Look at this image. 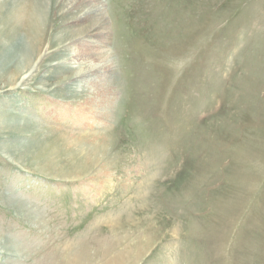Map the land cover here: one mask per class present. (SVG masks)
Wrapping results in <instances>:
<instances>
[{
  "label": "rangeland",
  "instance_id": "1",
  "mask_svg": "<svg viewBox=\"0 0 264 264\" xmlns=\"http://www.w3.org/2000/svg\"><path fill=\"white\" fill-rule=\"evenodd\" d=\"M55 1L0 0V30L32 4L44 35L0 89V264H264V0H102L77 51L111 75L79 90L53 63L88 22Z\"/></svg>",
  "mask_w": 264,
  "mask_h": 264
},
{
  "label": "bare ground",
  "instance_id": "2",
  "mask_svg": "<svg viewBox=\"0 0 264 264\" xmlns=\"http://www.w3.org/2000/svg\"><path fill=\"white\" fill-rule=\"evenodd\" d=\"M101 2L102 0H57L54 2L56 5H58L60 13L63 14L68 11H79L78 15L76 16V19L77 20L81 19L80 21L88 22L89 33L86 34V36L82 34L81 35L78 34L75 38L71 40L69 46H65L66 49H68V51H71L70 58L68 60L62 59L58 62L53 63L55 65H58L62 69L66 68L65 70L67 71L71 69L75 70L77 68V70L73 73V80L70 82V84L78 87V90L80 86L87 84L88 82H92V81L97 82V81H101L104 78L109 79L110 78L109 76L111 75V73L109 72V68H111V66L109 65L110 62L108 63V60L106 57L103 59L100 56V59H98L97 62H95L92 59H86L82 57V55H85L83 51L81 52L77 51V46H79L81 50L84 48H90V54L92 52L93 53L95 52L94 54L97 55L98 52L94 51L96 49L95 47L97 46L98 48H102V46L104 45L102 43L103 40L98 39L99 37H101L102 33L100 32L103 30L100 28L104 24V20L102 16L103 11H104V9L102 11V5L104 3L101 5L100 4ZM33 3L35 2L33 1ZM34 8H33V5L31 4V6L28 9L27 14L25 13L26 16L24 13H22V14H17V17H15L14 20L11 19L13 20L11 22L12 24L15 23L17 26H19V24H21L22 18L24 17L25 18V24L23 26L24 29H17L16 25H15L16 27L12 26L13 27L12 29H9L10 26L8 27V29H6V26H7L6 24L3 25L4 28L1 26L2 28L0 30V36L2 38V41H1L2 43L0 45L1 46L0 48V73L2 74L3 71L7 70V71H11V75L9 76L8 81L5 82L7 85L1 84L0 89L3 87H7V86H9L7 89H16V88L21 87L25 83V81L29 79L30 75L35 70L34 65H32V63L30 62L35 57L34 54L38 52L39 45L44 35L41 34V32L38 31V29L37 31L36 29H32L34 26H36L34 21H32V17L34 16L33 15ZM0 10H1V7H0ZM19 43L21 44L20 46L22 47L19 46ZM18 46L22 49L21 54L20 55L16 54V56L15 55L13 56L12 54L10 56L11 58L8 59L7 56L10 54L9 51L14 53V50H16ZM44 52L45 50L43 51V54ZM88 89H90V87ZM108 141L109 140H104L103 144H99L98 142H90L87 146L88 148H86L85 150L82 148H78V149L68 151L67 152L68 157L66 158V160L69 161L68 167L73 169V171L74 170L76 171V169L80 171L83 167L79 163V157L83 155L85 159H86L85 156L90 157V158L92 157L101 158L102 156H106V158H108L110 156L109 155L110 154V145H109L110 143H108ZM79 142H82V141H79ZM64 156L65 155H61L60 157L65 159ZM42 157H41L42 160H51L50 158L52 156L48 155V156H44L43 158ZM14 244L15 243H13L12 245L16 249L17 247ZM8 245L11 246L9 242L0 238V249L1 248L6 249ZM16 250L18 252L22 251L21 249H18V248ZM106 264H123V261L116 260V261L107 262Z\"/></svg>",
  "mask_w": 264,
  "mask_h": 264
}]
</instances>
